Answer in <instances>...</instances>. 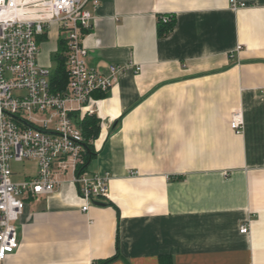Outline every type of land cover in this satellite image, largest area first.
Returning a JSON list of instances; mask_svg holds the SVG:
<instances>
[{"label":"crops","instance_id":"1","mask_svg":"<svg viewBox=\"0 0 264 264\" xmlns=\"http://www.w3.org/2000/svg\"><path fill=\"white\" fill-rule=\"evenodd\" d=\"M237 1L89 8L88 67L127 66L93 94L100 133L85 170L108 174L109 200L81 211L72 174L55 164L60 188L27 202L2 264H264V0ZM60 41L56 25L41 36V67L55 68Z\"/></svg>","mask_w":264,"mask_h":264},{"label":"built area","instance_id":"2","mask_svg":"<svg viewBox=\"0 0 264 264\" xmlns=\"http://www.w3.org/2000/svg\"><path fill=\"white\" fill-rule=\"evenodd\" d=\"M229 4L232 10L244 6L237 0ZM99 6L100 0H0V264L19 247L16 223L27 202L60 188L55 164L72 174L81 211L109 200L108 174L81 170L86 142L78 126L86 115L96 116L93 94L108 92L127 67L112 65L104 73L87 65L83 39L95 19L89 8ZM171 20L169 15L160 19L162 24ZM55 25L64 35L68 77L65 91L57 93L49 88L51 71L37 61L39 39ZM229 122L235 135L243 133L242 110ZM28 161L35 162L36 174L13 181L11 164ZM239 232L248 234V226Z\"/></svg>","mask_w":264,"mask_h":264},{"label":"trees","instance_id":"3","mask_svg":"<svg viewBox=\"0 0 264 264\" xmlns=\"http://www.w3.org/2000/svg\"><path fill=\"white\" fill-rule=\"evenodd\" d=\"M171 23L172 21L169 24H162L161 21H159L158 28H159L160 36H164L166 35V33L169 32V30L171 29ZM59 46L60 47L58 51L51 57V60H53L55 64V68L50 73L51 76H50V83H49V88H51V91L56 92V93L65 91L66 89L65 87H66L67 79H68L66 70H65L66 47L64 46L62 41H60ZM99 125H100V121L95 115H86L80 122H78V126L81 129L84 142H86L85 163L81 167L82 171L87 168L90 160L94 156L93 144L91 142L92 140L96 139L100 133ZM115 258L116 257L109 258V259H106L105 261L95 262L94 264H107L113 261ZM162 258L163 257H161V259ZM162 260H164V258Z\"/></svg>","mask_w":264,"mask_h":264},{"label":"rangeland","instance_id":"4","mask_svg":"<svg viewBox=\"0 0 264 264\" xmlns=\"http://www.w3.org/2000/svg\"><path fill=\"white\" fill-rule=\"evenodd\" d=\"M52 66L53 63L46 66V68H48L49 70H53ZM11 169L14 173L12 176V180L15 182H20V180L25 179L27 176H33L36 174V164L34 161H28L19 164L12 163Z\"/></svg>","mask_w":264,"mask_h":264},{"label":"water","instance_id":"5","mask_svg":"<svg viewBox=\"0 0 264 264\" xmlns=\"http://www.w3.org/2000/svg\"><path fill=\"white\" fill-rule=\"evenodd\" d=\"M98 205H100V206H104V204H102V203H98Z\"/></svg>","mask_w":264,"mask_h":264}]
</instances>
